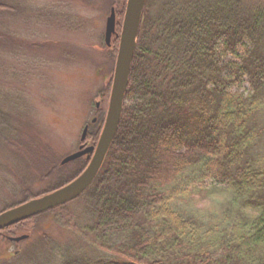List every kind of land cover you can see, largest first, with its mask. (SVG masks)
Here are the masks:
<instances>
[{"label":"trees","instance_id":"16d2710c","mask_svg":"<svg viewBox=\"0 0 264 264\" xmlns=\"http://www.w3.org/2000/svg\"><path fill=\"white\" fill-rule=\"evenodd\" d=\"M5 1L0 12L11 9ZM225 54L237 61L220 63ZM242 80L247 94L229 89ZM124 100L103 164L79 197L88 193L102 237L123 234L125 259L59 264H264V166L251 153L264 103V3L167 0L155 15L145 4ZM13 132L0 111V146Z\"/></svg>","mask_w":264,"mask_h":264},{"label":"rangeland","instance_id":"374dc122","mask_svg":"<svg viewBox=\"0 0 264 264\" xmlns=\"http://www.w3.org/2000/svg\"><path fill=\"white\" fill-rule=\"evenodd\" d=\"M6 1L11 9L0 12L4 36L0 42L5 44L6 37V43L15 47L0 44V111L8 116L14 132L0 146V212L71 177L86 154L64 165L60 161L80 146L96 144L118 44L112 39L105 45V20L112 6L116 11L125 5V0ZM165 1L146 0L147 11L155 15ZM237 53H242L241 46ZM228 61L237 57L225 54L220 59V63ZM229 89L243 94L251 90L246 80ZM255 125L259 134L251 153L264 166V103ZM84 127L87 131L81 141ZM87 194L57 212L27 218L17 229L5 231L29 237L18 242L0 237V264H59L75 255L124 260L123 234L101 236Z\"/></svg>","mask_w":264,"mask_h":264},{"label":"water","instance_id":"95a60500","mask_svg":"<svg viewBox=\"0 0 264 264\" xmlns=\"http://www.w3.org/2000/svg\"><path fill=\"white\" fill-rule=\"evenodd\" d=\"M144 3L145 0H126L107 110L96 144L83 148L80 146L79 150L65 156L60 161L61 164H64L86 154L89 157L86 167L80 174L66 184L0 212V229L76 198L93 181L117 131ZM114 26L115 14L113 8H111L105 21L104 41L106 44H109L111 34L114 32ZM86 129L87 127H84L82 131L81 141L84 139ZM27 236L21 235L9 238L10 240L18 242L19 240L27 238Z\"/></svg>","mask_w":264,"mask_h":264},{"label":"clouds","instance_id":"9594fccd","mask_svg":"<svg viewBox=\"0 0 264 264\" xmlns=\"http://www.w3.org/2000/svg\"><path fill=\"white\" fill-rule=\"evenodd\" d=\"M244 211L247 213V214H255L254 213V210L253 209H251V208H246V209H244Z\"/></svg>","mask_w":264,"mask_h":264}]
</instances>
